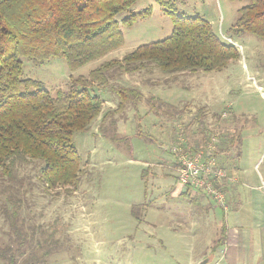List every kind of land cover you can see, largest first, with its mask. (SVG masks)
<instances>
[{
  "label": "rangeland",
  "instance_id": "374dc122",
  "mask_svg": "<svg viewBox=\"0 0 264 264\" xmlns=\"http://www.w3.org/2000/svg\"><path fill=\"white\" fill-rule=\"evenodd\" d=\"M174 1L179 14L209 21L223 41L239 49L240 59L213 71L169 75L152 67L116 72L108 86L95 88L105 101L103 113L89 131L74 135L82 156L79 188L46 189L33 163L22 171L27 190L22 216L27 225L51 226L60 242L41 264H213L222 245H228L230 228L238 230L244 254L256 255L258 243L264 248V41L232 30L248 0ZM148 7L150 14L122 27L125 44L104 57L77 68L61 57L41 63L23 58L24 75L41 81L55 95L67 89L73 77L171 35L172 17L156 0H138L120 18ZM116 86L139 88L144 97L137 106L109 115L100 127L103 116L118 106L112 89ZM151 96L185 111L174 116L167 115L165 107L151 111ZM198 114L205 115L202 126ZM114 118L117 142L109 138ZM239 133L240 158L237 142L215 161L208 158L231 176L223 190L227 209L201 193L191 195L198 200L190 202L188 187L178 179V152L211 153L218 145L224 149L228 138ZM10 238V227L0 215V245L10 244ZM202 255H210L209 260ZM0 264H5L1 257Z\"/></svg>",
  "mask_w": 264,
  "mask_h": 264
},
{
  "label": "trees",
  "instance_id": "16d2710c",
  "mask_svg": "<svg viewBox=\"0 0 264 264\" xmlns=\"http://www.w3.org/2000/svg\"><path fill=\"white\" fill-rule=\"evenodd\" d=\"M137 1L0 0V215L11 234V243L0 245V257L5 264L44 263L60 245L51 226L27 225L22 216L27 193L22 171L33 163L46 189L65 187L71 192L79 188L82 156L74 135L89 131L92 121L103 113L105 101L94 92L96 87L108 86L116 72L136 73L152 67L169 75L213 71L240 59L239 49L223 41L209 21L199 15L179 14L174 0H156L172 17L173 31L168 37L139 45L122 58L104 61L88 75L73 77L67 89H59L55 95L41 81L24 75L23 58L41 63L61 57L71 68H77L122 47V27L133 25L152 10L148 7L120 18ZM232 30L264 41V0H248L239 9ZM112 89L119 99L118 106L103 116L100 127L109 115L123 112L129 105L137 106L144 97L139 88ZM149 104L155 112L165 107L167 115H181L185 111L155 96L149 98ZM204 116L195 115L201 126ZM116 122L115 118L111 122V135L102 129L114 142ZM228 141L229 146L222 149L218 145L205 156L215 160L237 142L240 158L243 133L238 137L231 135ZM175 161L178 165V158ZM217 167L227 172L225 167ZM227 177L231 178L229 173ZM226 182L231 181L224 178L218 186L224 190ZM187 190L190 202L197 201L192 197L196 192Z\"/></svg>",
  "mask_w": 264,
  "mask_h": 264
},
{
  "label": "built area",
  "instance_id": "2783aa9c",
  "mask_svg": "<svg viewBox=\"0 0 264 264\" xmlns=\"http://www.w3.org/2000/svg\"><path fill=\"white\" fill-rule=\"evenodd\" d=\"M212 149V145L208 146ZM210 152V151H209ZM180 153V155H179ZM206 153L199 151L197 153L178 152V179L181 184L191 188L193 193H204L218 205L227 209L226 196L222 188L218 186L224 178L227 177L226 171L215 165L205 156ZM201 190V191H200Z\"/></svg>",
  "mask_w": 264,
  "mask_h": 264
},
{
  "label": "crops",
  "instance_id": "0c3cea01",
  "mask_svg": "<svg viewBox=\"0 0 264 264\" xmlns=\"http://www.w3.org/2000/svg\"><path fill=\"white\" fill-rule=\"evenodd\" d=\"M237 233H238L237 229H232V228L229 229V231H228L229 242H228V245L226 247L224 246L225 245L224 244V245H222V247L223 246L224 247L220 248V252H222V253L224 252V253L223 254L220 253L219 258H217L218 262L219 261L220 262L226 261L227 264H254L255 263L254 260H257L256 264H262V261L264 259V248L262 247V245H260V243L255 244V246H257L256 248L260 250L257 252L256 255H251V253L248 254V252L244 254L243 248H241L239 245ZM233 234H236V237H234ZM229 250H230V253H229ZM229 254H232L233 256H229ZM202 257H203V255H202ZM203 258H205V259L207 258L209 260L210 255L208 257H203ZM214 260L215 259L211 260V262ZM215 261L213 264L218 263ZM204 263L205 262H203L202 264H204ZM210 264H212V263H210Z\"/></svg>",
  "mask_w": 264,
  "mask_h": 264
},
{
  "label": "water",
  "instance_id": "95a60500",
  "mask_svg": "<svg viewBox=\"0 0 264 264\" xmlns=\"http://www.w3.org/2000/svg\"><path fill=\"white\" fill-rule=\"evenodd\" d=\"M202 264V263H201Z\"/></svg>",
  "mask_w": 264,
  "mask_h": 264
}]
</instances>
